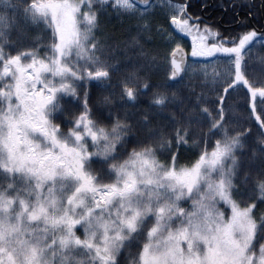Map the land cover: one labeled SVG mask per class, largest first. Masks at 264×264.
Wrapping results in <instances>:
<instances>
[{
	"label": "snow or ice",
	"instance_id": "snow-or-ice-1",
	"mask_svg": "<svg viewBox=\"0 0 264 264\" xmlns=\"http://www.w3.org/2000/svg\"><path fill=\"white\" fill-rule=\"evenodd\" d=\"M208 7L0 0V264H264V30L233 3L248 12L226 34ZM109 11L137 23L128 50L98 35Z\"/></svg>",
	"mask_w": 264,
	"mask_h": 264
},
{
	"label": "trees",
	"instance_id": "trees-1",
	"mask_svg": "<svg viewBox=\"0 0 264 264\" xmlns=\"http://www.w3.org/2000/svg\"><path fill=\"white\" fill-rule=\"evenodd\" d=\"M194 5H198L199 3L203 2L206 4L212 3V7H220L214 9V13L212 14V21L208 22L213 24L216 28L220 31L232 34L235 36L237 33L243 31L242 29L237 27V23L239 20L245 19V14L248 12V8L244 7H237L232 8L231 5L233 3L236 4H247L252 6V12L255 14V19L250 20V24L253 28L257 29L258 31L264 30V19H262L261 12H260V0H192ZM212 7H208L205 11V14L210 13L213 9ZM226 9V10H225ZM199 11L198 7L195 9ZM224 11L226 14L224 15ZM201 15H204L201 13ZM222 20L220 21V19ZM154 24L157 27L166 26L164 25L163 21L164 18L162 15H157L152 18ZM229 25V26H226ZM102 31L98 33L101 35L105 40H107L110 44L118 46L119 48L128 50L132 41L133 37H137L138 29L137 23L135 19L124 17V16H117L114 15L111 11L107 13L103 17L102 22ZM140 43L143 46V49L149 53L150 57L156 59L157 64L156 66L152 67L150 75L154 82L160 83L165 79L166 74L170 72V69L167 67L168 61L165 59V55L168 52L169 48L168 45L162 41L159 33L153 31L151 33H143L141 34ZM188 49L189 47H185ZM131 51H129V55H131ZM252 56L254 58V62L259 64L260 57L264 56V51H262L259 47H254L252 49ZM253 83L256 84L257 87L260 86V81L264 80V75H261L259 72L255 74L252 78ZM188 78L185 77V82H187ZM175 91V88L171 89ZM197 92L200 91V88L197 87ZM210 98L211 94H209ZM231 99L229 103L231 104H238L239 107L234 109L237 118H244L247 116V97L245 95L244 89H237L236 92L231 94ZM261 101H258L257 106L260 107ZM202 107H209L208 104H203ZM195 151V150H193ZM193 151H188L185 153L184 157L181 159L180 163L184 164L189 159H194Z\"/></svg>",
	"mask_w": 264,
	"mask_h": 264
},
{
	"label": "bare ground",
	"instance_id": "bare-ground-1",
	"mask_svg": "<svg viewBox=\"0 0 264 264\" xmlns=\"http://www.w3.org/2000/svg\"><path fill=\"white\" fill-rule=\"evenodd\" d=\"M209 6L212 7V3H210ZM217 8H220V7H214V5H213V7H212L213 10H212L210 13L205 14V11H206V10L203 12V14H204L203 17L205 18V20H206L207 22H213V21H212V20H213V19H212V14H213L214 11H215L214 9H217ZM225 14H226V12L224 11V15H225ZM221 20H222V18L220 19V21H221ZM226 26H229V25H226ZM159 35H160V34H159ZM160 37H161V35H160ZM162 41H163V39H162Z\"/></svg>",
	"mask_w": 264,
	"mask_h": 264
},
{
	"label": "rangeland",
	"instance_id": "rangeland-1",
	"mask_svg": "<svg viewBox=\"0 0 264 264\" xmlns=\"http://www.w3.org/2000/svg\"><path fill=\"white\" fill-rule=\"evenodd\" d=\"M256 47H259V46H256ZM187 50H188V52L190 53V47H189ZM219 63L221 64V67H223V64L225 63V61L221 60ZM186 78H187V77H186ZM258 101H260L259 98H258L257 101H256L257 104H258Z\"/></svg>",
	"mask_w": 264,
	"mask_h": 264
},
{
	"label": "water",
	"instance_id": "water-1",
	"mask_svg": "<svg viewBox=\"0 0 264 264\" xmlns=\"http://www.w3.org/2000/svg\"><path fill=\"white\" fill-rule=\"evenodd\" d=\"M186 52H188L186 49H185Z\"/></svg>",
	"mask_w": 264,
	"mask_h": 264
}]
</instances>
